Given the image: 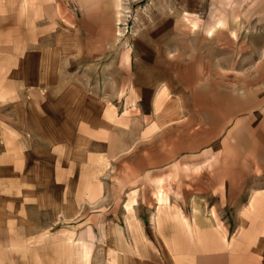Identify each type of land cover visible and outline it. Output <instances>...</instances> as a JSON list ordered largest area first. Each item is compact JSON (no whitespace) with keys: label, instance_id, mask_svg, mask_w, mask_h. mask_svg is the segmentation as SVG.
<instances>
[{"label":"rangeland","instance_id":"rangeland-1","mask_svg":"<svg viewBox=\"0 0 264 264\" xmlns=\"http://www.w3.org/2000/svg\"><path fill=\"white\" fill-rule=\"evenodd\" d=\"M2 127L29 141L25 165L0 171V197H27L40 231L21 263L0 229V264H80L68 255L80 238L90 264H118L114 229L140 255L170 257L166 214L189 257L177 264L198 250L264 264V207L250 213L264 191V0H0ZM98 157L108 165L91 201L79 189ZM196 212L213 224L204 239Z\"/></svg>","mask_w":264,"mask_h":264},{"label":"crops","instance_id":"crops-1","mask_svg":"<svg viewBox=\"0 0 264 264\" xmlns=\"http://www.w3.org/2000/svg\"><path fill=\"white\" fill-rule=\"evenodd\" d=\"M129 59L130 58L128 56L126 60ZM0 131L2 132V137L4 136L3 138L4 150L0 151V171L4 168H11V169L14 168L15 170L13 171L16 172V170H19V168L24 166L25 162L28 161L27 157H25L24 156L25 154L23 153L24 151L26 152L27 150V147L25 146V142H28L29 140L25 141L26 138L25 136L23 137V133L12 127H9L7 129L2 127ZM8 133H11L12 135L14 134L15 139L12 140L11 138H9ZM100 134H103L102 135L103 137L108 136V139L111 141V144L113 143L112 136H109V134H106L105 132H100ZM91 162H92L91 163L92 167L88 171H86L83 175V180H82L83 183L79 189V196L80 197L87 196L91 201H96L99 198H101L103 192L91 191V185H94L99 188L103 187L102 183L98 181V178L102 174L104 168L108 165V163L104 158L101 157L92 158ZM67 176L69 175L67 174L66 178ZM8 178H10L11 181L15 180V182L19 180L18 178L14 179V177H8ZM6 180L7 179H5V184L7 183ZM0 182H4V181L0 178ZM162 182L163 179L161 178L160 180L157 179L155 182L158 185L157 200L159 201L160 204L166 205L167 202L169 201V197L165 192V190H163ZM20 196L25 197L23 194L21 195L18 193V191L15 190L8 193L6 192L0 197V229L2 230V232H4V234L8 232V230L9 233L10 232L13 233L10 234V236H7L5 234V239L3 240V243H1V246L2 245L9 246L11 252L15 253V255H17L16 253H20L18 255H21V253L25 252L24 247L29 242L30 238H34V235L40 231L39 221L34 219V216L32 217L29 209L24 208L23 211L22 207L18 204L20 203L18 199V197ZM10 197H12V200H9ZM25 198L27 199V197ZM3 199L8 202L3 201ZM62 199L65 200L63 197ZM9 205H14L15 208H11ZM263 207H264V191L262 192L259 191L254 196V199L251 201L250 213L252 214V216L259 215ZM205 215H206L205 213H197V212L195 213V216L198 217L196 221L198 220L200 222V224H198L197 221L196 226H197V230L202 233L201 236L202 239H204L203 237H207L206 235H204V233L205 232L210 233V230H212L213 228L212 222L209 221V219L204 218ZM167 216L168 215L166 214L162 219V221L160 222V229L157 235H158V240L161 241V243L158 242L159 246L168 249L170 252V257H166L162 255L155 256L156 254L154 256L140 255L138 251L139 245L134 240H128L126 235L124 234L121 235L119 234V232L117 233V230L114 229L113 234H111V230H110L109 237L111 238L110 240L112 241L111 248L114 249V251L118 254V258L120 259V262L118 261V264H170V262H172V264H177L176 261H180L184 257L189 259V257L186 254L183 255L184 251H182V246H185L184 244L182 245L181 243L184 236L181 235L183 234V230L182 229L179 230V227H177V225H175L171 219H168ZM255 218L256 217H254V219ZM184 225L190 227L189 223L187 222H185ZM186 231L187 230H185V233ZM188 233L189 232H187V235L185 234L186 235L185 238L190 239V237L192 236L191 239L198 242L199 233L197 234V237H194V234L193 235L191 234L192 232H190V235ZM197 245L200 246L199 244ZM143 246L152 249L154 248V241L143 239L142 247ZM115 248H121V249L126 248L129 250L128 252L124 253L121 250H117ZM176 249H178L179 251H177ZM68 255L72 257L71 259H75L76 261L80 262V264H90L91 250L87 248V245L84 244L82 238H80L75 243V245H73V247L69 249ZM213 257L214 255L208 254L207 251L200 252V250H198L194 255V258H196L195 259L196 264H212ZM37 258L38 257H36V259ZM22 259L23 258L21 255L20 257L15 258L14 262L21 261L22 263ZM68 259H69V263H71L70 257ZM92 259L93 256L91 260ZM2 262L3 261L1 260L0 263ZM65 262L63 261V263Z\"/></svg>","mask_w":264,"mask_h":264}]
</instances>
